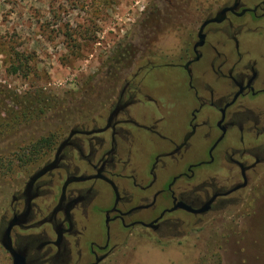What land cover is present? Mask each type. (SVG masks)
<instances>
[{"label":"flooded vegetation","instance_id":"1","mask_svg":"<svg viewBox=\"0 0 264 264\" xmlns=\"http://www.w3.org/2000/svg\"><path fill=\"white\" fill-rule=\"evenodd\" d=\"M182 3L187 16L168 19L184 20L176 49L155 48L162 23L142 24L113 99L18 189L7 184L0 245L9 231L26 264H112L248 215L264 174V0ZM162 68L181 76L151 85Z\"/></svg>","mask_w":264,"mask_h":264},{"label":"rangeland","instance_id":"2","mask_svg":"<svg viewBox=\"0 0 264 264\" xmlns=\"http://www.w3.org/2000/svg\"><path fill=\"white\" fill-rule=\"evenodd\" d=\"M169 1L179 10L173 11ZM203 1L188 0L186 6L195 11ZM183 7L182 0H0V220L11 201L8 186L18 189L50 155L43 141L56 146L116 95L109 82L123 80L116 76V64L128 71L131 43L138 38L134 34L143 32L142 24L162 23L155 48L176 49L182 33L177 26L184 20L168 19L187 16ZM69 28L78 44L88 46L79 50L66 40L63 31ZM13 50L30 59L29 77L10 73L16 64ZM179 76V70L162 68L151 72L148 81L154 85L160 77L173 85ZM36 89L47 94L45 107L29 99ZM8 92L22 98L19 107ZM248 198L244 218H209L188 238L168 245L153 242L139 256L130 254L112 264H264V174ZM0 264H12L1 245Z\"/></svg>","mask_w":264,"mask_h":264},{"label":"trees","instance_id":"3","mask_svg":"<svg viewBox=\"0 0 264 264\" xmlns=\"http://www.w3.org/2000/svg\"><path fill=\"white\" fill-rule=\"evenodd\" d=\"M101 4H103V8L102 9H104V8L106 9L108 7L109 3L107 1H104V3L101 2ZM102 9H101V11H103ZM51 11L52 10H50V12ZM75 35H76V33H74V31L70 30V28L69 29H65L63 31V36L66 38V40L70 39V40L74 41L76 43V47L79 50H82L83 47H87L88 46L87 44H85V45H82L81 43L78 44L77 43L78 39L74 37ZM83 41H84V43H87L85 39H83ZM2 45H5V44H2ZM13 55L15 57L14 61H15L16 64L11 66L10 73L11 74H16V75H21L24 78L29 77L30 74L32 73L31 68H29V66H28L29 65L28 63H29L30 59L27 56H25L24 54H19L18 52L14 51V50H13ZM18 61H19V63H18ZM46 95L47 94H45L42 90L36 89V91L30 93V96H28V97H29V99L31 101L38 102V103H35V105H37L40 108L41 105H43V107H45L47 105V100H46L47 96ZM8 98H9L10 102L14 101V104L17 107H19L18 101L20 99H22V98H20L19 96H15V94H10V92H8ZM42 112L44 113L45 110H42ZM31 119H32V116L31 117H27L28 121H31ZM44 143L46 144L44 146L47 147L48 152L51 151L52 147L54 146V141L45 140V141H43L42 144H44Z\"/></svg>","mask_w":264,"mask_h":264},{"label":"water","instance_id":"4","mask_svg":"<svg viewBox=\"0 0 264 264\" xmlns=\"http://www.w3.org/2000/svg\"><path fill=\"white\" fill-rule=\"evenodd\" d=\"M217 21V20H214ZM73 131L70 134V137L73 135ZM53 164L50 166L44 168L40 173L36 174L34 177H32V181H35L36 179L42 177L45 175L49 170H52ZM1 244L5 250H7L10 255L12 256L13 263L12 264H26V257L24 254L16 251L13 247L11 237L9 235V231L7 234L4 235L3 239L1 240Z\"/></svg>","mask_w":264,"mask_h":264}]
</instances>
